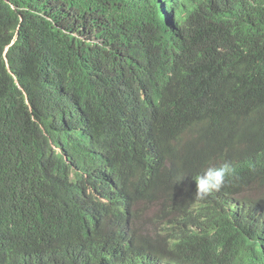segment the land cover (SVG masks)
Segmentation results:
<instances>
[{
    "label": "trees",
    "instance_id": "1",
    "mask_svg": "<svg viewBox=\"0 0 264 264\" xmlns=\"http://www.w3.org/2000/svg\"><path fill=\"white\" fill-rule=\"evenodd\" d=\"M162 1L0 0V264H112L101 242L68 229L90 214L77 203L86 187L112 192L118 178L120 188L148 186L135 180L148 162L124 150L133 139L119 124L126 110L150 115L148 129L160 117L165 133L204 109L264 120V0ZM162 14L176 15L168 29ZM145 100L153 108L141 112L135 104ZM111 115L116 124L105 126ZM240 123L220 138L264 142V129ZM190 154L179 148L166 169L186 175L212 160ZM241 177L259 192L250 200L247 185L227 180L248 204L243 220L230 192L227 203L209 196L207 231H182L157 248L204 264L228 244L241 264H264V239L250 240L264 228V179ZM169 198L160 187L134 202Z\"/></svg>",
    "mask_w": 264,
    "mask_h": 264
},
{
    "label": "clouds",
    "instance_id": "2",
    "mask_svg": "<svg viewBox=\"0 0 264 264\" xmlns=\"http://www.w3.org/2000/svg\"><path fill=\"white\" fill-rule=\"evenodd\" d=\"M163 3L164 0L161 4ZM175 16L162 14L167 29L174 24ZM195 61H201L199 55ZM135 107L141 109V112L146 111V108H153L146 100L145 104H135ZM228 107L214 116H207L206 109L187 114L188 121L176 126L173 129L174 133H165L164 126H160L163 122L160 117L154 127L148 129L145 122L150 115H133L130 110H126L124 115H119V124L123 125L133 138L124 150L134 151L148 162L145 174H139V179L135 177V180H141L148 186L142 191H139L138 187L129 189L127 186L129 192L124 193L127 188L123 186L120 188L117 185L121 182L118 178L112 183V192L99 194L86 187L83 202L77 203L87 208L90 214L81 224L72 225L68 231L101 242L102 255L109 257L112 264H202L186 252H168L157 248V244L162 247L170 245L173 237L182 231L197 234L206 232V223L211 222L207 213V203L203 199L223 195L221 199L226 202L225 194L230 192L237 200L227 184L229 178H232L237 186L247 185L243 195L250 200H257L259 196L258 188H255L257 185L241 176H258L264 179V142L257 139L224 140L220 138V132H227L229 125H233L238 118L240 124H249L260 129H264V120L261 115H253L260 121L248 123L249 117L235 115L237 112L228 111ZM239 110H244V107L241 106ZM112 124H116L114 115L104 119L105 126ZM258 135L264 137V130ZM210 138L214 141H209ZM181 147L191 151L190 158L211 156L212 160L186 175L172 169L167 170L166 167H170L172 163L171 154ZM243 164L250 165L253 169L246 170ZM156 170H160L162 174H154ZM134 182L135 186L137 181ZM160 187H165L170 195L166 203L161 199L134 202L138 196L156 194ZM238 204L240 207L235 210V215L243 220L248 213V204L239 201ZM215 209L219 217L220 208ZM90 219L93 223L86 225V221ZM181 222L186 224L183 225ZM213 231H216L215 228H212L211 235ZM30 238L32 239L31 234ZM262 239L264 228L260 229L258 235L250 238L256 242ZM90 251L91 249L87 248L81 250ZM215 255L216 260L208 257L201 259L204 264H241L238 255L228 244L218 248Z\"/></svg>",
    "mask_w": 264,
    "mask_h": 264
},
{
    "label": "rangeland",
    "instance_id": "3",
    "mask_svg": "<svg viewBox=\"0 0 264 264\" xmlns=\"http://www.w3.org/2000/svg\"><path fill=\"white\" fill-rule=\"evenodd\" d=\"M251 194H253V193H251Z\"/></svg>",
    "mask_w": 264,
    "mask_h": 264
}]
</instances>
